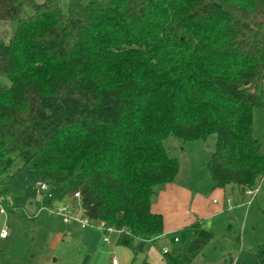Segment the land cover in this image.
Masks as SVG:
<instances>
[{
	"label": "trees",
	"instance_id": "16d2710c",
	"mask_svg": "<svg viewBox=\"0 0 264 264\" xmlns=\"http://www.w3.org/2000/svg\"><path fill=\"white\" fill-rule=\"evenodd\" d=\"M10 21L0 28V75L10 81L0 83L4 202L20 159L44 182L68 185L29 219L71 199L103 232L120 231L135 260L164 234L152 207L180 171L167 141L215 135L201 166L211 190L242 193L239 206L214 216H231L232 242L210 250L217 231L195 220L163 260L205 262L216 249L233 264L234 220L247 190L257 199L264 183V0H69L67 12L59 0H0V23ZM255 256L264 264V240ZM142 264H151L146 255Z\"/></svg>",
	"mask_w": 264,
	"mask_h": 264
},
{
	"label": "rangeland",
	"instance_id": "374dc122",
	"mask_svg": "<svg viewBox=\"0 0 264 264\" xmlns=\"http://www.w3.org/2000/svg\"><path fill=\"white\" fill-rule=\"evenodd\" d=\"M59 2L61 8L67 12L69 0ZM9 23L13 28L14 22ZM0 83L9 84L10 81L0 75ZM261 129L263 132H260V136L264 140V121ZM167 142L174 146L173 155L180 162L176 184L166 189L165 186L162 187L160 192L164 189L166 192L161 196L159 193L155 202L159 203V206L155 205L164 216L168 233L155 242H148L144 252L135 260L131 248L121 242L116 230L108 235L110 243L104 241L103 233V239L99 243L92 242L94 245L88 248L84 241L87 228L77 222L65 223L57 213H44L38 221L29 219L28 217H33L38 210V202L44 203L51 195L64 194L68 185L48 182V189L40 193L38 186L44 182L40 174L31 172L29 167H22L21 160L17 159L13 168L15 175L10 182L9 203H2L5 213L0 212V264H87L85 259L88 254L92 257V264H111L113 257H116L120 264H142L145 255L153 264H164V247L172 248L181 244L175 242L173 237L179 236L178 231L195 220H200L204 228L215 227L217 236L209 247L210 250L213 246L219 247L226 240L230 242L226 223L231 216L214 219L213 215L219 209L239 206L242 193L237 186L233 188L231 185L210 189L212 177L201 165L209 160L214 150L215 135L206 141L182 143L170 138ZM174 185L184 188L185 192L177 194ZM244 197L249 199L246 195ZM258 199L264 200V183L257 199H254L251 205L241 207L242 220H234L230 234H241V244L235 248L233 254L236 260L233 264H257L255 251L264 240V217L259 210ZM64 202L66 201H54L52 206ZM91 226L101 227L99 222L94 221ZM3 230L8 232L5 238L1 236ZM223 255L224 252L217 254L215 249L211 258L205 262L198 259L195 264H217L219 261L223 264Z\"/></svg>",
	"mask_w": 264,
	"mask_h": 264
},
{
	"label": "built area",
	"instance_id": "2783aa9c",
	"mask_svg": "<svg viewBox=\"0 0 264 264\" xmlns=\"http://www.w3.org/2000/svg\"><path fill=\"white\" fill-rule=\"evenodd\" d=\"M38 191L40 193H43L45 190L48 189V184L46 182H41L38 186ZM258 192V189H254V190H247V195L250 197L249 200L247 201V205H250L252 202V199L254 198V196L256 195V193ZM75 197H77L78 199H80V194L76 193ZM216 201V200H215ZM2 203H4V198L2 196H0V212L1 213H5V209L2 207ZM44 209H46L50 214H54L57 213L59 215H61L63 221L65 223H70V222H78L82 225V227H89L92 224V221H90L84 214H83V209L82 206L78 203L77 205L74 204L73 201L69 200L66 201L64 203H61L59 205L56 206H52V207H42ZM102 230L103 228V224L99 223ZM115 229L113 227H109L105 230L104 234V241L106 243H110L109 240V233L111 231H114ZM117 231V230H116ZM1 236L3 238L8 236V232L7 230H3L1 232ZM175 240H178V238H175ZM170 250V248L168 246H165L163 249L164 253H167ZM112 264H119V260L116 257L112 258Z\"/></svg>",
	"mask_w": 264,
	"mask_h": 264
},
{
	"label": "crops",
	"instance_id": "0c3cea01",
	"mask_svg": "<svg viewBox=\"0 0 264 264\" xmlns=\"http://www.w3.org/2000/svg\"><path fill=\"white\" fill-rule=\"evenodd\" d=\"M10 23L8 22V23H0V28L2 29V30H4L5 28H7V29H11V26L9 25ZM172 184H176V183H168V184H166L165 185V189L166 188H168L170 185H172ZM175 186V185H174ZM232 186V185H231ZM175 188H176V192H177V194H182L183 192H185V190H184V188H181V187H179V186H175ZM165 189L162 191V192H160V196L161 195H163L166 191H165ZM52 196H56V195H51V197ZM71 200V199H70ZM72 201V200H71ZM156 204V203H155ZM153 205V210L154 211H156V212H159L160 210H159V208H157L156 207V205L157 206H159V203L158 204H156V205ZM224 209H219V210H217V213L215 214V215H217L218 213H220V212H222ZM38 212V210L36 211V213ZM35 213V214H36ZM161 213V212H160ZM215 215H213V216H215ZM165 221V220H164ZM73 222H75V221H73ZM78 223V222H77ZM80 224V223H79ZM81 225V224H80ZM82 226V225H81ZM99 226H100V224H99ZM83 228H87L86 229V232H85V235H84V241L87 243V247L89 248L90 246H93L94 244L93 243H95L96 241H98V243L103 239V230H102V228L101 227H97V226H91V227H83ZM118 233H119V238H120V240H121V232L120 231H118ZM167 228H165V230H164V234H163V236H166L167 235ZM93 242V243H92ZM88 248H87V250L86 251H88ZM91 260H92V257H91V255L90 254H88L87 255V257H86V259H85V261L87 262V264H89V263H91ZM149 260V259H148ZM150 262V261H149ZM151 263V262H150ZM92 264V263H91ZM112 264V263H111ZM119 264H120V261H119ZM151 264H153V263H151Z\"/></svg>",
	"mask_w": 264,
	"mask_h": 264
}]
</instances>
